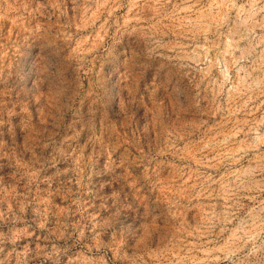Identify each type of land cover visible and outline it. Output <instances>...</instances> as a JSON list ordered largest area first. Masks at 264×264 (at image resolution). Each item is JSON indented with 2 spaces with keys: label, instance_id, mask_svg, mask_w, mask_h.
I'll return each instance as SVG.
<instances>
[{
  "label": "rangeland",
  "instance_id": "rangeland-1",
  "mask_svg": "<svg viewBox=\"0 0 264 264\" xmlns=\"http://www.w3.org/2000/svg\"><path fill=\"white\" fill-rule=\"evenodd\" d=\"M0 264H264V0H0Z\"/></svg>",
  "mask_w": 264,
  "mask_h": 264
}]
</instances>
